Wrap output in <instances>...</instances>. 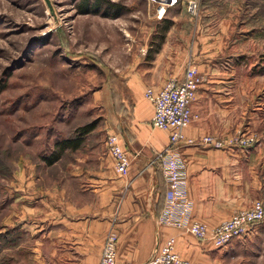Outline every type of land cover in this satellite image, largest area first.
I'll return each mask as SVG.
<instances>
[{"label":"crops","instance_id":"obj_1","mask_svg":"<svg viewBox=\"0 0 264 264\" xmlns=\"http://www.w3.org/2000/svg\"><path fill=\"white\" fill-rule=\"evenodd\" d=\"M211 45L203 44L194 60L202 82L190 105L197 118L184 135L193 140L216 136L224 147L182 143L176 151L184 169L190 219L208 228L256 200L264 202V133H259L258 105L238 102L245 84L240 76L251 78L253 72L229 71L216 61ZM141 50L123 70L125 96H117L123 105L119 113L113 109L112 91L107 94L98 87L93 92L104 106L111 105L105 138L101 135L94 140L95 130L72 151L83 152L80 159L67 164L65 186L53 194L26 193L21 200L28 264H99L103 239L111 229L117 233L116 264H147L154 247L171 237L175 251L195 264H264V222L228 245L214 248L208 241H198L159 221L166 181L157 156L169 138L168 132L150 124L153 109L142 93L146 87L162 88L169 78L179 80L186 65L182 51L162 59L159 52ZM239 129L256 132L254 145L235 144L233 134ZM109 134L119 137L129 157L124 177L116 173L107 153Z\"/></svg>","mask_w":264,"mask_h":264},{"label":"rangeland","instance_id":"obj_2","mask_svg":"<svg viewBox=\"0 0 264 264\" xmlns=\"http://www.w3.org/2000/svg\"><path fill=\"white\" fill-rule=\"evenodd\" d=\"M49 1L50 7L44 0H0V264H28L21 200L66 185L65 168L83 151L47 165L56 139L94 121V140L105 138L111 105L93 92L103 87L125 96L123 70L143 48L162 59L182 51L185 65L195 64L208 42L229 71H252L251 78L240 76L238 102L258 105L264 133V0H180L161 20L148 0H109L116 17L80 13V0ZM233 135L257 136L240 129Z\"/></svg>","mask_w":264,"mask_h":264},{"label":"built area","instance_id":"obj_3","mask_svg":"<svg viewBox=\"0 0 264 264\" xmlns=\"http://www.w3.org/2000/svg\"><path fill=\"white\" fill-rule=\"evenodd\" d=\"M148 1L157 3L156 18L161 20L167 10L180 0ZM187 7L190 13L195 14L196 5L193 1H190ZM185 65L179 80L169 78L162 88L146 87L142 93L153 109L150 124L156 129L168 132L169 138L167 147L157 156L166 181L165 202L159 221L168 227L184 230L198 241H208L214 248H221L228 245L231 240L241 237L257 223L264 222V202L256 200L250 210L237 211L214 228H208L204 223L190 219L191 205L186 195L184 169L178 161L176 151L182 143L202 145L210 149H220L224 147V143L212 135H205L196 140L185 137L184 130L197 118L196 114H192L190 105L196 98V92L202 82L196 65L191 62ZM254 142L252 138L243 136L235 140L239 147H249L250 143ZM105 145L108 155L112 156L116 173L124 177L129 169V157L123 149L121 140L116 134H109ZM103 241L99 264H116L118 242L116 231L111 229ZM174 244L173 237L157 244L147 264H195L181 257L175 251Z\"/></svg>","mask_w":264,"mask_h":264},{"label":"trees","instance_id":"obj_4","mask_svg":"<svg viewBox=\"0 0 264 264\" xmlns=\"http://www.w3.org/2000/svg\"><path fill=\"white\" fill-rule=\"evenodd\" d=\"M79 10L80 13L87 14L90 12L94 13H100L101 15L105 16H111L116 17L119 15V12H110L109 9H116L118 6H116L114 3H112L109 0H80L79 1ZM104 6V9L102 10V7ZM171 24V22L168 23V25ZM167 26V25H166ZM117 93L112 91V97H113V109L116 112L121 111L122 103L118 102L121 101L118 100V97L115 96ZM96 129V122H89L84 123L80 125L74 132H72L70 135L62 138V139H56L54 144V149L49 154V156L44 160L47 165H53L55 162L59 161L62 158L63 153L67 151H73L75 149H78L83 140L90 135V133L94 132Z\"/></svg>","mask_w":264,"mask_h":264},{"label":"water","instance_id":"obj_5","mask_svg":"<svg viewBox=\"0 0 264 264\" xmlns=\"http://www.w3.org/2000/svg\"><path fill=\"white\" fill-rule=\"evenodd\" d=\"M45 1V3H46V5L48 6V7H50V1L49 0H44ZM170 0H167V2H169Z\"/></svg>","mask_w":264,"mask_h":264},{"label":"bare ground","instance_id":"obj_6","mask_svg":"<svg viewBox=\"0 0 264 264\" xmlns=\"http://www.w3.org/2000/svg\"><path fill=\"white\" fill-rule=\"evenodd\" d=\"M162 8V7H161Z\"/></svg>","mask_w":264,"mask_h":264}]
</instances>
